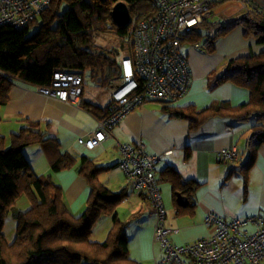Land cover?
<instances>
[{
	"label": "trees",
	"instance_id": "trees-1",
	"mask_svg": "<svg viewBox=\"0 0 264 264\" xmlns=\"http://www.w3.org/2000/svg\"><path fill=\"white\" fill-rule=\"evenodd\" d=\"M119 1L127 5L131 17L139 20L148 19L155 12L153 0H50L39 19L27 26L20 29L1 26L0 109L8 102L15 81L37 87L49 85L57 70L80 74L84 87L86 74L89 78H98L100 87H107L118 75L120 49L113 46L107 51L96 50V33L113 31L119 39L127 37L125 54L133 56L130 26L119 27L112 20L111 10ZM35 23L37 28L30 33ZM237 25L243 27L244 37L264 43V13L257 8L249 9L224 25L205 20L188 39L199 41L206 52H213L217 39ZM211 28L216 29L213 35L207 33ZM209 77L214 85L231 81L248 89L247 102L232 105L228 101H214L199 110L191 105L173 106L161 102V110L169 117L187 120L190 129H196L210 117L250 121L251 132L245 146L247 159L237 170L233 169L245 175L255 161L258 147L264 145V51L228 59L220 75L211 72ZM84 107L95 118L107 115L106 108L94 103L86 102ZM100 112L104 115L100 116ZM22 121L26 125L11 134L9 145L0 135V264H141L131 258L127 222L116 214L124 194L109 191L97 178L106 167L95 165L88 156L79 157L78 171L91 190L84 209L73 214L64 201L62 187L50 175H37L32 171L22 149L48 138L36 129L38 122ZM72 160L63 154L52 161L51 168L58 171ZM157 176V181L171 184L174 201L180 209L188 211L194 206L196 180L183 179L171 166L160 170ZM138 192L148 199L144 192ZM22 193L29 202L25 210L16 208ZM8 215L16 222L11 241L6 240L3 232ZM102 215L111 216V225L106 238L97 241L93 232Z\"/></svg>",
	"mask_w": 264,
	"mask_h": 264
},
{
	"label": "crops",
	"instance_id": "crops-1",
	"mask_svg": "<svg viewBox=\"0 0 264 264\" xmlns=\"http://www.w3.org/2000/svg\"><path fill=\"white\" fill-rule=\"evenodd\" d=\"M252 8L264 13V0L222 1L215 6L212 17L206 21L224 25ZM243 31L241 25L235 26L216 42L213 52H206L199 41L198 47L189 39L188 46H184V41L182 51L187 56L190 84L185 94L166 104L191 105L199 110L214 101H228L232 105L247 102L248 89L231 81L214 85L209 77L211 72L215 75L222 72L228 59L264 51V43L244 37ZM85 89L86 86L77 102H65L41 94L36 85L15 81L8 102L0 109V135L5 138L7 145L11 134L19 132L26 125L22 119L38 122L36 129L48 140L23 147V154L35 174L50 175L62 187L64 201L73 214H79L84 209L91 190L78 171L79 157L84 155L91 158L95 165L106 167L97 178L109 191L124 194L116 208L117 217L127 223L132 219L134 222L139 221L143 205L148 199L132 188L120 167L122 156L119 144L128 143L135 147L142 146L148 154L160 156L156 164V178L160 170L171 166L183 179L198 182L193 193L194 206L183 211L170 195L173 194L171 184L157 181L161 197V183L166 195L163 202L164 224L172 229L169 234L172 242L185 244L206 236L210 232V227L204 224L208 212L228 219L264 216V145L258 147L255 161L245 175L233 170H237L247 159L245 146L251 132L250 121L236 122L224 117H210L196 129H190L187 120L169 117L162 111L161 102L148 100L129 111L112 128L102 145L87 150L76 140L79 137L86 138L95 128L96 116L84 104L91 102L106 108L110 95L106 87L100 89L108 92L107 97L97 92L89 97ZM232 147L238 151L237 159L231 163L222 160L219 151ZM63 154L73 160L67 167L53 171L52 161ZM151 211L145 218L144 228H136L132 232V239L127 234L129 254L141 264H155L163 255L162 246L153 238L155 216L153 208ZM103 217L98 219L94 227L93 238L98 241L105 238L111 225V216ZM247 229L253 230L254 227L248 225Z\"/></svg>",
	"mask_w": 264,
	"mask_h": 264
},
{
	"label": "built area",
	"instance_id": "built-area-1",
	"mask_svg": "<svg viewBox=\"0 0 264 264\" xmlns=\"http://www.w3.org/2000/svg\"><path fill=\"white\" fill-rule=\"evenodd\" d=\"M50 0H0V27L20 29L36 20ZM227 0H153L152 17H131L129 35L133 56L118 60V75L109 81L107 115L95 118L96 126L77 143L87 150L102 145L112 128L134 108L148 100L172 102L186 93L190 69L183 42L202 22L212 17L215 6ZM244 2L246 0H235ZM196 47L200 43H193ZM38 92L65 102H77L84 86L78 73L54 71L49 85L38 86ZM120 167L135 190L144 192L150 201L155 221L153 238L163 248L155 264H264V216L243 218L208 212L204 224L210 232L192 242L177 244L170 240L172 229L164 224L165 209L156 180V164L160 156L148 154L142 146L119 144ZM226 162L237 159L235 147L221 149ZM254 227L248 230L247 226Z\"/></svg>",
	"mask_w": 264,
	"mask_h": 264
},
{
	"label": "rangeland",
	"instance_id": "rangeland-1",
	"mask_svg": "<svg viewBox=\"0 0 264 264\" xmlns=\"http://www.w3.org/2000/svg\"><path fill=\"white\" fill-rule=\"evenodd\" d=\"M37 19H39V18H37ZM37 25L38 24L35 23L31 26L30 33H33V31H35V29L37 28ZM215 31H216V29L211 30V31L207 30V33L213 35L215 33ZM221 38L222 37L218 38L216 42H218ZM126 41H129V39L127 37H121V39H119L118 36L113 31H106V32L96 33L95 38H94V45H95V49L100 50V51H107L113 46H118L120 49V52H119V54H117V57L121 58V57L126 55L125 54L127 51L126 48L128 47V42H126ZM188 43H190V42L188 40H185L184 46L185 45L188 46ZM219 72L221 73V71H219ZM220 73H218V74L220 75ZM85 80L87 82L86 89H85L86 95L91 97L93 92H97L98 94H101L103 97H107L108 92L100 89L101 87L98 83V78H89L88 74H86ZM162 185L163 184L161 183L160 187L162 190V199L164 202L166 195L164 193V189H163ZM170 195H172L174 200H175L174 194H170ZM170 199H171V196H170ZM176 199L179 200L178 194L176 195ZM179 202H180V200H179ZM28 207H29L28 199L22 193V195L20 196V198L18 199V201L16 203V208L20 209V210H25ZM151 210H152V205H151L150 201H148V200L145 201V203L143 205V209H142V215L139 216V218H140L139 221L134 222L132 219V221L127 223V226H126V230H127L126 232L127 233L126 234H128L129 239H132V237H133L132 232L136 228H139V227L144 228L146 226L145 218L147 216H149V213L152 212ZM102 216L106 217L107 215H102ZM102 220L103 219L100 220L99 224L101 223ZM15 227H16L15 220L10 215H8L5 219V224H4V228H3V232L5 234L7 241H11L13 239V237L15 235ZM105 238H106V236H105ZM160 255H161V253H160ZM83 264H87V263L83 262Z\"/></svg>",
	"mask_w": 264,
	"mask_h": 264
},
{
	"label": "water",
	"instance_id": "water-1",
	"mask_svg": "<svg viewBox=\"0 0 264 264\" xmlns=\"http://www.w3.org/2000/svg\"><path fill=\"white\" fill-rule=\"evenodd\" d=\"M111 16L114 23L119 27L127 26L131 21V15L127 5L121 1L117 2L113 6ZM178 196L180 199V195Z\"/></svg>",
	"mask_w": 264,
	"mask_h": 264
},
{
	"label": "clouds",
	"instance_id": "clouds-1",
	"mask_svg": "<svg viewBox=\"0 0 264 264\" xmlns=\"http://www.w3.org/2000/svg\"><path fill=\"white\" fill-rule=\"evenodd\" d=\"M38 88V87H37ZM84 91V90H83ZM80 99V98H79Z\"/></svg>",
	"mask_w": 264,
	"mask_h": 264
}]
</instances>
